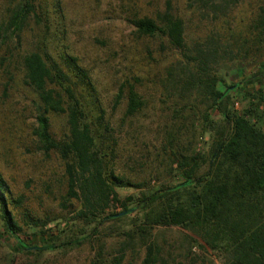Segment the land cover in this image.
Masks as SVG:
<instances>
[{
  "label": "rangeland",
  "instance_id": "374dc122",
  "mask_svg": "<svg viewBox=\"0 0 264 264\" xmlns=\"http://www.w3.org/2000/svg\"><path fill=\"white\" fill-rule=\"evenodd\" d=\"M37 1L42 3L47 15V30L29 19L17 50H13L15 38L0 47V174L9 189L12 202L8 209L20 229L18 237L28 247L18 251L0 222V264H93L98 247L104 260L122 250L121 264H140L144 248L137 237L126 236L140 213L132 211L119 220L101 224L87 240L91 227L70 220L77 205L65 200L62 162L56 153L44 152L34 135L36 99L23 84L19 57L44 47L51 57L56 58L60 53L74 57L87 72L94 90V106L102 115L101 124L95 122L96 109L86 105L95 142L105 155L103 170L123 182L139 185L140 189L114 188L119 201L126 197L135 199L147 190L180 181L171 152L205 153L210 140L208 133L202 132L200 118L207 104L195 91L190 97H182L179 86L173 79L168 80V71L174 69L170 74H175L177 66L185 60L165 38L136 34L129 20L146 17L158 23L160 16L169 13L183 20L188 46L208 35L212 24L188 11L184 0ZM7 2L0 0V21ZM54 2L59 7V16L55 17L51 8ZM263 6L264 0H240L232 12L233 32L243 31ZM212 70L225 85H233L229 94L232 112L239 113L248 107L252 99L249 93L264 91L262 60L252 63L246 57L240 63L221 61ZM258 70L263 76L246 84L244 80ZM125 82L133 85L143 101L141 110L131 118L123 116L125 90L114 106ZM207 114L210 119H217L214 110ZM47 118L48 133L53 140L60 141L66 133L65 117L49 113ZM14 201H19L17 207ZM113 211L119 212L120 207ZM48 229L53 234L58 231L54 248L40 250L49 233L42 236L39 231ZM150 233V241L162 249L165 264H226L222 256L204 246L192 231L156 227ZM68 239L84 242L58 246Z\"/></svg>",
  "mask_w": 264,
  "mask_h": 264
},
{
  "label": "trees",
  "instance_id": "16d2710c",
  "mask_svg": "<svg viewBox=\"0 0 264 264\" xmlns=\"http://www.w3.org/2000/svg\"><path fill=\"white\" fill-rule=\"evenodd\" d=\"M184 1L188 11L212 24L209 34L190 46L184 40L183 20L169 13L160 16L158 23L146 17L129 20L136 34L163 37L182 56L185 61L177 66L175 74H170L174 69L168 71V80L173 79L179 86L182 97H190L195 91L207 104L200 114L202 132L208 133L210 140L207 151L186 154L176 150L170 154L180 178L178 183L119 201L115 187H140L103 170L105 155L100 153L92 123L87 119L88 104L97 112L93 120L100 123L102 119L94 106L90 78L74 57L60 53L54 58L44 47L19 57L23 84L36 99L34 135L43 151L56 153L63 164L65 200L77 205L70 220L91 227L86 240L96 234L101 224L136 211L140 214L126 236L137 237L144 248L140 264H165L161 247L149 239L156 227L192 231L226 264H264V91L249 93L252 99L248 107L239 113L232 112L229 94L233 85H225L212 70L221 61L240 63L246 57L252 63L257 59L264 62V6L257 9L243 31L233 32L232 12L240 0ZM41 4L37 0H8L0 21V47L15 38L13 50H17L29 19L47 30L48 18ZM51 8L54 17L59 16L57 2ZM263 75L258 70L244 82L249 84ZM122 90L126 98L123 116L131 118L141 110L143 101L133 85L125 82L114 106ZM209 110L215 111L216 120L208 117ZM49 113L65 117L66 133L60 141L53 140L48 133ZM11 202L8 186L0 174L1 227L13 238L16 249L25 251L28 247L19 239L20 229L8 209ZM18 203L14 201V206ZM118 206L120 211L114 212ZM45 233L49 236L40 250L54 248L58 231H39L42 236ZM82 242L83 239H68L58 246H77ZM117 252V256L104 260L98 247L93 264H121L122 250Z\"/></svg>",
  "mask_w": 264,
  "mask_h": 264
}]
</instances>
